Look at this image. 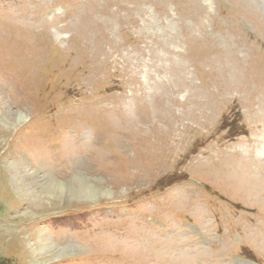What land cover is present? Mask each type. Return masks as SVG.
<instances>
[{
  "label": "rangeland",
  "instance_id": "1",
  "mask_svg": "<svg viewBox=\"0 0 264 264\" xmlns=\"http://www.w3.org/2000/svg\"><path fill=\"white\" fill-rule=\"evenodd\" d=\"M0 264H264V0H0Z\"/></svg>",
  "mask_w": 264,
  "mask_h": 264
},
{
  "label": "bare ground",
  "instance_id": "2",
  "mask_svg": "<svg viewBox=\"0 0 264 264\" xmlns=\"http://www.w3.org/2000/svg\"><path fill=\"white\" fill-rule=\"evenodd\" d=\"M239 79V78H238ZM220 81V80H219ZM220 85H222V84H220ZM230 89V88H229ZM237 89V88H236ZM199 105V104H198Z\"/></svg>",
  "mask_w": 264,
  "mask_h": 264
}]
</instances>
